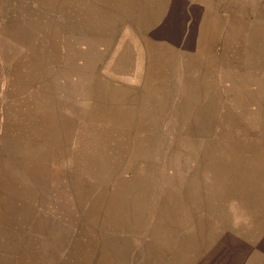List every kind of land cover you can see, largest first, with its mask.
<instances>
[{
  "label": "rangeland",
  "instance_id": "374dc122",
  "mask_svg": "<svg viewBox=\"0 0 264 264\" xmlns=\"http://www.w3.org/2000/svg\"><path fill=\"white\" fill-rule=\"evenodd\" d=\"M0 264H264V0H0Z\"/></svg>",
  "mask_w": 264,
  "mask_h": 264
},
{
  "label": "crops",
  "instance_id": "0c3cea01",
  "mask_svg": "<svg viewBox=\"0 0 264 264\" xmlns=\"http://www.w3.org/2000/svg\"><path fill=\"white\" fill-rule=\"evenodd\" d=\"M14 17L17 18L16 15ZM123 42L124 43H122V45L123 44L129 45V43L126 42V40H123ZM252 45L253 43L251 44V46ZM65 49H67V51L65 52L64 62L61 64L62 67L59 69V72L61 75H64V77L66 78H69L71 76L70 73H76L78 75L77 81L71 82V80L66 79L67 83H64L62 85V92L64 93V95L62 96V100L67 103L70 97L73 95L83 96L85 93V90L91 84V81H92L91 76L89 77L87 75V72L85 71H87V67H86L87 60L90 57V54L93 50V46H91V44H85L83 47H78L77 49L73 51H69L67 47H65ZM25 55L27 57V50H26ZM78 60H82V62H78ZM40 65H42V62H40ZM127 66L129 65L122 63V66L118 70V73H120L119 74L120 81L126 84L129 83L130 77H131L130 68H128ZM41 72H43V70ZM37 81L38 82H37V87H36L37 89L36 102H37V106H39V103H40V105L43 107L44 99L46 97L45 93L42 91V89L45 87L44 86L45 85L44 84L45 83L44 72H43V75L41 73L40 80H37Z\"/></svg>",
  "mask_w": 264,
  "mask_h": 264
}]
</instances>
